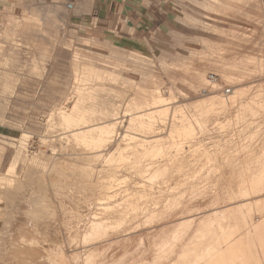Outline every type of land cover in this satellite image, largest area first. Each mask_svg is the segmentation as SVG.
I'll use <instances>...</instances> for the list:
<instances>
[{
    "label": "rangeland",
    "instance_id": "rangeland-1",
    "mask_svg": "<svg viewBox=\"0 0 264 264\" xmlns=\"http://www.w3.org/2000/svg\"><path fill=\"white\" fill-rule=\"evenodd\" d=\"M217 1L223 0H126V4L132 8H123V13L127 15L125 18L124 15L116 17L112 12L104 15L95 7L93 0H0V183L3 184H0V188L3 190V192H0V264L17 263L16 259L12 258L10 254V241L11 239L18 240L20 231L25 228V225L28 233L38 231L36 234L37 236L40 234L39 236L42 241L39 239V242L41 241L40 243L43 245L42 248H45V250H50V248H52V251L57 252L61 249L64 251L72 249L75 245L74 242L78 240L79 234L77 236V233L80 232V228L78 227H80L82 223L80 220L82 219L81 210H84V208H81V203L83 204L85 202L84 200H87V198L79 189L76 181H74V177L72 175L68 177L67 175L72 172V169V173L75 172V175H79L78 173L80 170L82 171V169H84V165L86 166L87 161H83L84 157L82 154L81 156L83 158H80L81 156L79 154L82 151H80L79 148L83 150L82 145H80L81 147L78 146L79 143H81L80 141H78V143L72 140L73 143L71 139H65L64 136L59 134L62 131L61 129H63L60 125L61 112H69L71 101L76 98L75 94H73L76 91L79 90L82 95V90H88L93 87L94 102L87 100L85 101L87 103L84 102V105H91L95 109H99L100 104L105 105L106 102L107 107L109 105V108L119 107L118 110L124 111L125 109L131 108L133 105H139V101L143 98H147V96L149 98L151 93L155 95L159 90L161 92L164 89L171 88L169 91L174 96H178L179 100L184 98L188 99L184 104L193 101V103L189 105L191 107H189V111L186 110V108L184 109L186 115L193 120V117H191L193 113L192 110L195 109L197 107L196 104L198 105L200 102H196L195 104L194 99H190V96L193 95L194 97L197 95L198 90L202 91V89L209 87L215 90L229 89V87L226 86L228 83L226 84L225 81L237 80L238 84H242L243 86L248 83L242 88V91L248 90L249 94L252 96L257 93L255 89H257L256 87H258L259 83L264 89V0H224L228 2L227 5H223L224 7L217 4ZM136 5L140 8H135ZM125 9L128 10L125 11ZM12 19H15L16 24ZM228 40L235 45H233L234 51L237 52L230 53L227 56L224 55L225 58L224 56H220L219 48L224 47L226 44L232 46V44L227 43ZM220 44L222 45L219 46ZM230 62L231 64H229ZM219 63H221V65ZM260 63L262 66L259 65ZM216 65H219V67ZM217 70L219 73H217ZM231 70L233 71L230 72ZM248 71H250V73ZM213 74L217 75L218 79L214 80ZM237 74H243V78L241 79ZM248 92L244 93L250 96L247 94ZM76 93L78 97L79 93ZM72 95L74 98H72ZM139 97H141V99ZM207 104L209 106L211 104L210 101L206 100L199 105L207 106ZM199 105L197 108H199ZM98 109L94 112V118L98 117ZM190 111L192 112L190 113ZM212 115L213 114H210L208 117L201 116V118L204 117L203 120L206 119V121H209L205 123L206 126L204 127L207 130L197 135L195 140L191 139L192 141L188 142L189 144H193L196 139H201L199 144H201L202 147L199 146V144H194V146L198 145L196 148L199 149L200 152H203L205 149L204 151L209 154V157L206 154L209 160H211L212 157L213 159L216 157L217 160L219 157V161L221 155H223L222 160L225 156L230 157L233 153H238L236 150L234 151L235 145L243 141L246 143V140L247 143L250 142L249 139L253 135L252 139L254 141L251 139L252 142L248 144L254 142L253 145H255L258 144L257 141L260 142L264 136V134H262L264 130L263 122L257 124L258 121L244 122L243 119H239L240 122L238 119L232 118V123H228L227 121L224 122L225 120L223 121L221 118L216 122L214 121L215 116L213 115V117ZM154 120L153 123L155 127L161 126V114H157ZM242 121L245 125L242 124L241 126L240 124ZM253 122L254 124L252 125ZM217 123H219V127L222 129L225 127L223 132L221 128L217 127ZM126 124L127 123L119 127L118 131L122 132ZM215 125L217 126L215 127ZM227 126H231L232 130L230 131L231 127ZM259 126L261 127L259 128ZM212 127L216 128V130ZM242 127L245 129H242ZM218 129H220V131ZM213 130L214 132H212ZM219 132L225 133L220 134ZM227 133L230 134L231 137H229ZM227 135L228 138L226 137ZM238 140L241 142H237ZM188 143L187 141L183 143L184 152L189 149ZM72 144L76 145V148L77 146L79 148L75 149ZM219 144L224 146L220 145V147L217 148V151H220L222 148L224 149V151L223 149L221 150V155L219 151H215V148L218 147ZM53 147H55V149ZM248 147H250V145ZM196 148L192 147L190 148L192 150H189L190 152L192 151L191 153L193 155L187 158L188 161L192 158L190 160L191 162L189 161L190 165H187L189 163L187 159H185L187 163L185 162L186 164L184 163L182 168H180L181 166L179 167L180 169L186 167V171L185 169L179 170V168H175L176 170L173 171L175 174L172 172L174 177L177 175V179L172 176L174 179L170 181L171 186H173L174 181V185H176L177 180L179 181L178 178L182 179L184 177L183 173L181 174L182 171H185V175L187 172L190 173L193 171L191 168L195 169L198 162L199 164L200 161L204 163L202 160H204L203 157L205 155L201 157L200 154L198 159L197 155L200 152L194 154V152L198 151ZM229 148H231V151ZM61 149L65 154L61 152ZM250 149L253 150L252 148ZM72 150H74V153ZM57 151L63 153V155L61 153L59 154ZM255 151L258 152V148H256ZM255 151L253 150V152ZM75 152L78 153V155ZM226 153L228 154L226 155ZM55 156L58 158L63 157L64 163L63 161L60 163L63 164L60 165L62 168L59 167V163H57L58 168L57 165L55 168H52V166L58 162V158ZM194 156L198 159L197 161L195 160L196 158H193ZM72 158H76V160H72ZM51 159L55 161L53 162ZM222 160H220V162H223ZM70 161L73 162L75 166L77 165V169L73 167L74 164ZM65 162L69 168L64 165ZM191 163L193 166L196 165L195 168L192 167ZM51 164L53 165L50 166ZM9 166H12L13 172L6 171ZM122 166L123 165L119 167L122 168ZM187 166H191V168L189 169ZM79 167L81 168L79 169ZM120 168L116 175H119V180L122 183L118 180L115 187H112L114 191L117 192L113 198L120 202L121 197L125 194L121 199L122 204L126 205L127 202L124 203V201H128L131 206L136 205L135 208L137 211H134V208L127 214L128 217L132 215V219L127 217V221L133 224L136 221H142L144 219L143 216H141L140 210L146 204V206H148V203L151 204L153 200L154 202L160 201V194L159 192H155L158 190V187L154 185L153 191L155 194L150 192L148 196L147 193V197L150 198L148 202V198L144 197L146 195L145 193L141 199L143 200L144 198L146 201L144 202V200L142 201L139 199L138 202L142 201V208H139L141 202H139V204H137V201V203L135 201L133 202L134 197L131 196V194H133V192L135 193L134 190L140 188L139 184H142L140 181L141 179H139L140 176H138L139 173H141L139 171L141 167H130L131 170L135 168L132 170L134 172L127 169L128 167H124L123 169ZM55 169L56 171H58V169L60 170L61 176L59 171L54 173ZM63 169H65L66 174L68 173L66 175L68 178L65 176V172H62ZM47 170H49V172H47ZM130 171L131 173L129 174ZM3 175L7 177L9 185L7 184L8 182L4 180L6 177H3ZM51 175H54V178H52ZM10 176L12 179H9ZM130 178L132 180L135 178L134 180H139L140 183L136 184V181H132ZM52 179H54V182ZM122 179L125 181L123 180V182ZM72 181L74 182L71 184L70 182ZM57 182H60L59 185ZM68 182L70 184H68ZM56 184L59 188H56ZM207 186L208 185H206V187ZM9 187L10 189H8ZM50 187L52 190L49 189ZM146 188L148 189V187H145V189ZM209 188V186L207 188L204 187L203 190L206 189L204 192L207 193L208 189L210 194L208 193V195H206L204 193L205 195L202 199L206 200V196L208 198L211 193L216 190V192L219 193V189ZM5 189L10 192L11 189H13L14 193L9 192L8 194V191L6 192ZM147 189L145 191L149 190ZM126 190H128L127 195L125 193ZM199 190L202 192L201 188H199L197 195L203 194L199 193ZM62 194L64 196H62ZM52 195L56 196L54 197ZM35 196H37V199L39 197V201L36 200ZM152 196H156V198ZM2 197L6 199H2ZM7 197L10 202H7L9 201ZM1 199L6 203H2L4 201ZM11 199L14 205L10 204ZM200 199L201 198L198 200ZM202 199L201 201H203ZM184 200H186V198H184L183 201ZM42 202L45 203L43 204ZM40 204H43V207ZM57 206H59L60 210ZM127 206L129 207V205ZM156 206L158 208L159 205ZM179 206L183 205L180 204ZM10 207L12 208L8 209ZM29 207L31 208L29 209ZM74 207L75 209L78 207L77 209L79 211L75 210ZM22 209L23 211L25 210V212H23ZM54 209H58L57 212ZM47 210L51 212L49 211L48 213ZM32 212H35L36 218H39L40 223L34 220L35 216ZM138 212H140L141 215ZM64 214L66 216H64ZM74 214L75 217H73ZM59 215H61L60 218L57 217ZM25 217L28 218L25 219ZM27 221L28 223L25 224ZM31 221L32 223L34 222V224H31ZM35 223H38L40 226L37 227ZM59 224H61V226ZM33 225L36 226V231ZM27 226L29 228H27ZM71 226L75 227L73 228ZM29 229H33L34 231L31 230V232ZM50 230H52V232ZM15 233H17L16 235L18 238L16 239L17 236L15 237V235L14 238H11ZM50 235L53 238H51ZM73 237H75L74 239L77 238L74 242L71 240ZM69 243H71V245ZM67 244H69V246ZM56 254L59 255L60 252Z\"/></svg>",
    "mask_w": 264,
    "mask_h": 264
},
{
    "label": "bare ground",
    "instance_id": "bare-ground-1",
    "mask_svg": "<svg viewBox=\"0 0 264 264\" xmlns=\"http://www.w3.org/2000/svg\"><path fill=\"white\" fill-rule=\"evenodd\" d=\"M216 3L219 4L220 6L228 4V2L224 0L217 1ZM12 20L15 21V19H12ZM15 24H16V21H15ZM212 30H215V29H212ZM227 43L232 44V46H228L226 44L224 45V47H220L219 48V52L221 54L220 56H224V55L227 56L230 53L237 52V51H234V47H233L234 44L232 42L228 40ZM221 45L222 44H220L219 46ZM219 64L221 65V63ZM229 64H231V62ZM259 65L262 66L261 63ZM217 67H219V65ZM232 71L233 70H231L230 72ZM250 71L248 72L250 73ZM217 73H219L218 70H217ZM242 75L243 74L238 75V76L242 79L243 78ZM212 76L214 80L218 79L217 75L213 74ZM225 83L226 84L228 83V85L226 86H228L229 89L215 90V89H212V87L211 88L209 87L206 89L205 88L202 89V91L198 90V93L196 91L197 95H195L194 97L193 95L190 96V99L192 100L194 99L195 104L196 102H200L199 104H201L206 100L210 101L211 103L209 106L208 104L207 106L206 105L200 106L198 104L199 108H197L198 105L196 104L197 107L192 110L193 113L191 114V117H193V120L190 119L186 115V112L184 111L185 108L188 111L190 110L191 107L189 105L192 104L193 101L187 104H184L185 102H187L188 99L184 98L182 100H179L178 96L177 97L174 96L169 91L171 88L169 89L168 86H167L168 89H164L165 88L164 87L163 91L160 92L159 90V92L157 91L155 95L151 93L152 95L150 94L151 97L149 95V98L147 95H146L147 98L145 99L143 98V96H142L143 99L139 97L141 99V101L137 99L139 101V105L137 106L133 105L131 106V108L125 109L124 111H121L120 109L118 110L119 107L109 108L110 105L107 107L106 102H105V105L100 104L99 109L96 108L98 109V112H97L98 117H95V118L93 116H94V112H96L95 111L96 109L92 107L91 105L90 106L84 105V102L87 100L88 101L91 100L94 102L95 97H93L94 92L92 90L94 88L91 87V89L82 90L83 91L82 95L79 92V90L76 91L79 93L78 97L76 96L77 94L76 92L73 93L75 94L76 98L73 101H71L72 103H71L69 112L68 113L61 112L60 125L62 126L63 129H61L62 131L59 134L61 136H64L65 139L68 138V139H71V141L74 140L76 142L80 141L81 143L78 142L79 143L78 146L81 147L80 145H82L83 150H81V148H79L78 146L77 148H79L80 151H82V152L79 151L80 152L79 155L81 156L82 154V156L84 157L83 158L81 156L80 158L81 159L83 158L84 162L87 161L86 166L83 164L84 169H82V171L80 170L81 173L78 171L79 175L77 174L75 175L74 174L75 172L72 173L73 169L71 173L69 174L67 173L68 175L66 174L65 169H63L62 171V172H65V176L67 175L68 177L69 176L71 177L72 175L74 177L75 179L74 181H76L79 189L81 190L83 195L86 196L87 198V200L83 198L85 199L84 200L85 202L80 199L82 202H84L83 204L81 203V208H84V210H81L82 219H80V216L78 215L82 223L80 224V227H78L80 228V232L77 233V236L79 234L78 240L76 241L77 243L74 242L77 238L74 239L75 237H73V239L71 240L75 244L74 248L68 249L65 251L61 249L60 251H57V252H60V254L58 255L56 254L57 252H54L51 250L52 248H50V250H47V249L45 250V248L44 249L42 248L43 245L40 243L42 241L39 236L40 234L38 235L39 236L38 238L36 234V232L38 231H36L35 229L36 224H37V227L40 226L38 225V223H35V225H33L35 226L34 229L36 231L34 233H28L26 230V225H25V228L22 231H20L19 238L16 235L17 233L11 236V238L12 237L14 238V235H15V237L17 236L16 239L18 238V240L11 239L10 241V254H11V257L16 259V262H17V263L15 262L13 263L14 264H264V136L262 140H260V142L257 141L258 144L253 145L254 142L251 143L253 145L252 146L251 144H248L254 141L252 139L254 135L251 134L253 136L249 139L250 142L247 143V140H246V143L245 141H243L242 142L243 144L239 143L238 145H235V146L233 145L234 151L236 150V152L238 153H233V155L230 154L231 155L230 157L225 156V158L223 157L224 158L223 160H222L223 155H221L222 153L221 150L223 148L220 149V151L218 150L219 154L221 155L220 157L221 159H219V161H218L219 157L216 160V157L214 155L213 156L215 157V159H213V157L212 159L210 158L211 160L207 159V156L209 155L208 152H205L204 151L205 149L203 150V148H202L203 152H200L199 149L196 148V146L198 145L194 146V144H199V142L201 141V139L199 138L196 139L197 142L194 141L197 135H199L202 132L204 133V131L207 130L204 127L206 126L205 123L208 120L207 121L206 119L203 120V118L208 117V115L210 114H213L215 116L214 117L212 115L214 117V121L216 122L221 118V120L223 121L225 120L224 122L227 121L228 123H232L231 122L232 119H238V120L243 119L244 122L245 121L247 122L258 121L257 124L260 122L264 123V89L261 87V84L259 83L258 87H256L257 89H255L258 94L256 93L255 95L252 96L249 94L248 90L242 91V88L245 87V85H247L248 83L247 84L244 83L245 84L244 86L242 84H238V80L237 81H225ZM216 86H219V85H216ZM244 92H248L247 94L250 96H247ZM72 98H74L73 95H72ZM80 108H81V111H80ZM192 111H190V113ZM157 114H161V117H162V121L160 120L162 124L159 127H155L153 123V120ZM220 114H222L223 117ZM201 116H204V117L201 118ZM244 122L242 121L240 125L242 126ZM125 123H127L126 126L124 127L125 129L122 132L118 131V128L123 126ZM217 124L218 126L215 125V127L216 126L219 127V123ZM221 124L223 126L222 122ZM234 124H237V123H234ZM253 124L254 122L252 123V125ZM227 127H231V126H227ZM243 127L242 129H245ZM260 127L261 126H259V128ZM224 128L225 127H223V129ZM214 129L216 130V128ZM223 129H222V132H223ZM218 130L220 131V129ZM231 130H232V127L230 128V131ZM212 132H214V130ZM263 132L262 134H264ZM230 134H228L229 137L232 136V134L231 136ZM228 135L226 136L227 138H228ZM191 139H194L193 141L195 143L189 144L188 142L192 141ZM186 141L189 144L188 145L189 149H187L188 148L187 147L186 148L187 151L184 152L183 143ZM237 142H241V141L238 140ZM72 145L75 147V149H77L76 145L74 144ZM220 145L221 144H219V146L215 148L216 149L215 151H217V148H219ZM249 145L250 147H248ZM73 146H72V149H73ZM199 146H201V144H199ZM192 147H195L198 150V151L194 150L196 151V152L193 151L194 154L197 152H200L197 155V158L199 157L200 154H201L200 155L201 157L202 155L206 156L207 154L206 157L205 156L203 157L205 161L200 159L204 163H202L199 160L200 164L198 162V165L196 168H195L196 165L193 166L191 163L192 167H194L195 169H192L191 166L190 167L187 166L189 169L191 168V170H193L190 173L187 172V174L189 175L187 174L184 175V172L186 171L185 169L186 167H183L185 171L184 172L180 171V172L181 174L183 173L184 177L182 179L178 178L179 181L177 180L176 185H174L175 184V181H174V184L172 183L173 186H171L170 181L173 180L174 178L177 179L176 177L177 175L174 177L175 173L173 171L176 170L175 168H179L180 166H181L180 168H182V165L185 162L187 163L188 161L187 158H189L188 156L192 155L191 153L192 151L191 152L189 151V150H192L190 149ZM53 148L55 149V147ZM250 148H252L254 151L256 148H258V152L256 151L253 152V150H251ZM58 149H59V146H58ZM229 149L231 151V148ZM73 151L74 150H72V152ZM61 152L64 153L62 149H61ZM61 152H59V154ZM63 153L61 154L63 155ZM76 154L78 155V153ZM227 154L228 153H226V155ZM193 158H196V157L194 156ZM197 158L195 159L196 161L199 159ZM74 159L76 160V158ZM74 159L72 158V160ZM185 159H187V161ZM191 159H189V161ZM57 160L58 162H56L54 166H52L53 164L50 165L52 166V168H55L57 163H59V167L62 168L60 165H63V164H60V163L61 161H63L64 163L63 157H59ZM66 160H67V156H66ZM220 160H222L223 162H220ZM54 161L55 160H53V162ZM196 161L195 162L193 161V162L197 163ZM64 165H66V167L69 168L66 162ZM121 165H123L122 168H120ZM187 165H190V163ZM73 167L76 168L77 165L75 166L74 164ZM124 167H128L127 169H130V167L131 168L141 167L140 170L138 169L141 172L139 173L138 176L141 177V178L139 177V179H141L140 181L142 184H139L140 183L139 180L136 181L134 180L135 178L133 179L134 181H136V184H139V187H140L139 189L134 190L135 193L133 192V194H131V196L134 197L133 202L134 201L138 202L139 199L142 200L141 198L144 196L145 193L146 195L144 197H147V193L149 196L150 192L154 194L155 192H159L160 194L159 195L160 201L154 202V200L151 199L153 200V202L151 204L148 203V206H146L147 205L146 204L143 208H142V201L144 200V198L142 201H139L141 202V204H139V202L138 203L136 202L137 204L140 205V206L138 205L139 208L140 207L142 208L141 210L139 209L142 215L140 214V212L138 213L141 216H143L144 219L142 218L143 219L142 221H136L133 224H130L129 221H127V217H128L127 214H129V212H131L130 210H133L136 205L134 206L132 204L133 206H131V204H129L128 201H124V203L127 202L126 205L122 204L121 199L125 194L121 197L120 202H118L119 200L116 201L113 198L115 197L114 195H116L115 193L117 192L114 191L112 187H115L118 180L120 179L119 175H116V173L118 172L119 168L123 169ZM57 168H58V165H57ZM75 168L74 170L76 171L77 168L76 169ZM80 168L81 167H79V169ZM180 168L179 170H183ZM59 169L58 171L60 174ZM138 170H135V171L139 172ZM6 171L13 172L12 166H9ZM58 171H56L55 169L54 173ZM131 171L129 172V174L131 173ZM47 172H49V170H47ZM129 174H128V177H129ZM53 176L52 178H54ZM172 176L174 178H172ZM3 177H6V176L3 175ZM10 178L11 176L9 177V179ZM72 178H69V179H72ZM125 179H126V176H125ZM4 180L7 181V177ZM52 180L54 182V179ZM123 180L124 179H122V181ZM74 181L70 183L72 184ZM119 182L121 181L119 180ZM70 183L68 182V184ZM143 183L146 185H144ZM0 184L3 185L2 183ZM7 184L9 185V182ZM58 185L56 186V188H59ZM154 185L158 187V190H156L155 192L153 191ZM206 185L210 187L209 189L211 188L219 189V193L216 192L217 191L216 190L215 192H212L208 198L206 196V200L202 199L205 194L208 195V193L210 192L208 189H207L208 192L206 191L207 193L204 192L206 190V189L203 190L204 187L205 188L208 187V186L206 187ZM10 187H13V186H10ZM10 187L8 189H10ZM145 187H148L149 190L146 188L148 191H145L146 190ZM65 188H68V187H65ZM199 188H201L202 190V192L199 190L200 191L199 193H203V194H199L200 197L199 195H197ZM49 189H51V187ZM117 189H118V186H117ZM128 190H126L125 192L126 195H127ZM12 191L13 189H11V192L8 191L7 193L8 194L9 192L14 193V191L13 192ZM0 192H3V190L1 189ZM37 194H34V195H37ZM62 196L64 195L62 194ZM11 197L13 198L12 195ZM35 197H36V200L39 201V197L38 199H37V196ZM3 198L4 197H2V199ZM153 198H156V196ZM181 198L183 199L186 198V200L183 201V199ZM199 198H201L203 201H201V199L198 200ZM149 199L150 198H148V202H149ZM145 201L146 200H144V202ZM7 202H10V200ZM12 202L13 201L11 199L10 204L14 205L12 204ZM2 203H6V202L4 201ZM43 204H40V205L43 207ZM180 204L183 206H179ZM127 205H129V207ZM156 205H159L158 208ZM31 207H29V209ZM57 207L60 210L59 206ZM11 208L12 207L8 209H11ZM77 208L75 210H78ZM57 210L55 211L57 212ZM134 211H137L136 208ZM23 212H25V210ZM32 213L35 216L34 220L36 222L39 221L40 223L39 218H36L35 212H32ZM59 214H63V213H59ZM60 216L61 215L57 217L60 218ZM64 216L66 215L64 214ZM131 216L132 215H129L128 218L132 219ZM73 217H75V214ZM27 218L25 217V219ZM20 221H24V220H20ZM26 223H28V221L25 222V224ZM30 223L34 224V222L32 223V221ZM59 225L61 226V224ZM27 228L29 227L27 226ZM52 230L50 231L52 232ZM62 231L65 232L64 230ZM46 237H43V238L47 239ZM51 238L53 237L51 236ZM39 239L41 240L40 242H39ZM73 242H72V245H73ZM69 244L71 245V243ZM69 244L67 245L69 246Z\"/></svg>",
    "mask_w": 264,
    "mask_h": 264
},
{
    "label": "crops",
    "instance_id": "crops-1",
    "mask_svg": "<svg viewBox=\"0 0 264 264\" xmlns=\"http://www.w3.org/2000/svg\"><path fill=\"white\" fill-rule=\"evenodd\" d=\"M94 1V5L95 7L102 12L104 15L109 14L110 12H112L113 14H115V16H121L124 15L125 18L127 17V15L125 13H123L122 10H124L123 8H132L131 6H128V4H126V0H93ZM135 8L139 9V6H135ZM128 9H125V11H127Z\"/></svg>",
    "mask_w": 264,
    "mask_h": 264
}]
</instances>
